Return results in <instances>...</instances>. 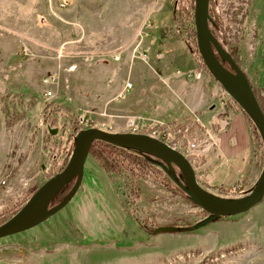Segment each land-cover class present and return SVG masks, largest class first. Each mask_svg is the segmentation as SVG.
Here are the masks:
<instances>
[{
    "label": "rangeland",
    "instance_id": "obj_1",
    "mask_svg": "<svg viewBox=\"0 0 264 264\" xmlns=\"http://www.w3.org/2000/svg\"><path fill=\"white\" fill-rule=\"evenodd\" d=\"M260 2L211 0V11L220 18L219 41L264 103ZM179 3L186 7L191 0H0V224L63 169L80 130L127 132V116L158 126L178 148L195 142L186 157L200 183L195 156L208 149V134L195 111L185 114L191 107L183 91L216 92L219 128L228 125L229 109H240L203 65L194 17L175 20ZM157 15H167L170 27L155 32ZM142 50L148 62L136 57ZM176 69L201 77H174ZM50 74L57 77L52 86L42 82ZM127 82L132 88L116 100ZM48 89L53 96H45ZM246 119L261 150L258 173L232 188L200 183L225 198L248 194L264 165L261 138ZM95 156L88 155L82 184L64 208L0 238V264H264V198L245 213L198 226L208 214L172 183L139 177L135 199L128 179H110ZM174 225L193 226L153 233Z\"/></svg>",
    "mask_w": 264,
    "mask_h": 264
},
{
    "label": "water",
    "instance_id": "obj_2",
    "mask_svg": "<svg viewBox=\"0 0 264 264\" xmlns=\"http://www.w3.org/2000/svg\"><path fill=\"white\" fill-rule=\"evenodd\" d=\"M209 3L210 0H194L193 17L198 53L207 71L252 121L264 147V110L246 74L212 32L209 25ZM47 130L51 135L57 133V128L47 126ZM94 141H103L158 158L180 189L208 214L198 226L220 217L245 213L264 198V165L248 194L240 198H225L203 187L197 180L190 160L168 143L144 133L108 132L91 127L76 134L74 148L63 169L41 184L16 214L0 224V238L20 233L44 222L71 201L82 184L85 163ZM173 167L179 171L180 180L176 178ZM68 185L70 188L65 197L54 204V198ZM175 230L173 226H161L154 229L153 233Z\"/></svg>",
    "mask_w": 264,
    "mask_h": 264
},
{
    "label": "crops",
    "instance_id": "obj_3",
    "mask_svg": "<svg viewBox=\"0 0 264 264\" xmlns=\"http://www.w3.org/2000/svg\"><path fill=\"white\" fill-rule=\"evenodd\" d=\"M260 8L261 18L257 21L260 31L259 43L264 47V0H261ZM166 27H170L168 16L157 15L153 23L155 32ZM215 93L210 89L184 90L183 97L191 107L187 108L185 114L195 111L203 122L205 133L208 134L205 138L208 149L194 155L200 183L205 187L232 188L248 182L258 173L261 150H256L253 135L241 110L229 109L228 125L223 128L216 125L219 105Z\"/></svg>",
    "mask_w": 264,
    "mask_h": 264
},
{
    "label": "trees",
    "instance_id": "obj_4",
    "mask_svg": "<svg viewBox=\"0 0 264 264\" xmlns=\"http://www.w3.org/2000/svg\"><path fill=\"white\" fill-rule=\"evenodd\" d=\"M211 9L212 8H211V0H210V4H209L210 28L217 38H224V35L221 31L220 18L218 16L212 15ZM193 10H194V5H193L192 0H191V3L186 7H184L182 3L175 4L174 5V18L180 23L184 14L185 15L188 14L189 16L192 17ZM223 63L225 64V62ZM255 96L261 108L264 109V103H262V101L256 94ZM239 109L241 110L240 107ZM246 117L248 118V116ZM248 120L251 126L253 127V130H254L253 133L255 134V136L256 134L258 135V132L254 124L249 118ZM89 154L93 156L97 154V156H95L97 162L100 164L103 171H105L106 173H109L110 179H112L113 181L120 180V179L125 180L127 178L129 181L128 186L131 187V188L129 187V192L133 195V198L135 199L137 198V192L139 190V187L136 185L135 181L137 178L142 177L144 175H147L150 178L156 179V181L158 182H163L164 184H167L168 182L172 183L176 188L181 190L180 187L175 183V181L164 170V168L161 165V161L152 155L139 152L136 150H132L129 148L112 145L109 143H105L103 141H94L93 144L91 145ZM173 168H174L176 178L180 179L179 171L176 169V167H173ZM69 188H70V185L65 187L54 198L53 202H55V200L58 199L59 196L63 195ZM5 213H8V211ZM220 218H224V217H220ZM192 226L187 228L186 226L174 225L173 227L176 228L174 232L178 231V232L183 233V232L190 231L192 229Z\"/></svg>",
    "mask_w": 264,
    "mask_h": 264
},
{
    "label": "built area",
    "instance_id": "obj_5",
    "mask_svg": "<svg viewBox=\"0 0 264 264\" xmlns=\"http://www.w3.org/2000/svg\"><path fill=\"white\" fill-rule=\"evenodd\" d=\"M144 26H146V28L150 29L152 27V22H150L149 20L146 22V24H144ZM147 35V33H146ZM138 58H140L142 61L144 62H148L149 60V54L147 50H142L138 53V55L136 56ZM174 77L176 76H180V75H185L188 78H192V79H200L201 74L199 72H195V71H187V72H183L179 69H176L175 72L173 73ZM42 82L46 85H54L57 82V77L54 74H50V75H46L42 78ZM132 88V83L131 82H127L122 91L118 94V96L115 98L116 100H120L122 99L126 93H128V91ZM45 96L46 97H51L53 96V91L51 89H48L45 91ZM80 122L82 124H88L90 125V127L92 126V121L88 122V118H86L84 115H81L79 117ZM225 125L228 123L226 121ZM126 128H128L127 132H133V133H144V134H148L151 137H155L158 138L166 143H168L171 147L179 150L180 152H182L185 156L195 148V142H189V141H185L183 146L181 145L180 148H178L176 145V143H169L166 140V134L162 133L165 132L163 130H159L158 126L155 125H142L139 123V121L136 119V117L134 116H127L126 121ZM101 126V125H100ZM145 130H148L146 132H144ZM182 144V143H181Z\"/></svg>",
    "mask_w": 264,
    "mask_h": 264
}]
</instances>
